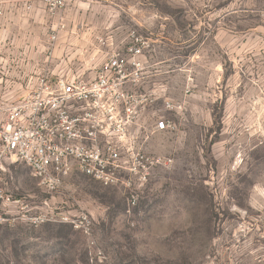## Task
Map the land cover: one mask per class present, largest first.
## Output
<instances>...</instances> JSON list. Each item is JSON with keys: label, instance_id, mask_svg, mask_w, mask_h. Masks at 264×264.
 <instances>
[{"label": "rangeland", "instance_id": "374dc122", "mask_svg": "<svg viewBox=\"0 0 264 264\" xmlns=\"http://www.w3.org/2000/svg\"><path fill=\"white\" fill-rule=\"evenodd\" d=\"M0 10V99L43 68L81 66L97 36L122 45L136 30L150 39L146 88L180 106L156 104L178 129L149 147L174 164L153 173L131 213L123 187L75 172L49 193L13 166L20 202L0 226V264H264V0H80L53 45L19 0ZM45 201L53 218H24ZM82 212L92 236L59 218Z\"/></svg>", "mask_w": 264, "mask_h": 264}, {"label": "built area", "instance_id": "2783aa9c", "mask_svg": "<svg viewBox=\"0 0 264 264\" xmlns=\"http://www.w3.org/2000/svg\"><path fill=\"white\" fill-rule=\"evenodd\" d=\"M78 1L19 0L27 14L37 4L44 11L51 45L70 31L69 16ZM92 49L85 51L89 58L81 66L43 68L0 99V226L19 207L10 180L18 163L29 166L49 193L63 189L75 172L106 187H123L130 213L153 173L173 166V157L149 147L153 135L178 129L156 104L162 101L169 113L180 108L163 97L162 89L146 88L150 39L136 30L122 45H116L112 36H97ZM45 205V213L38 216L31 205L24 218L36 225L53 218L47 201ZM59 218L93 235L88 213L73 217L62 213ZM94 244L93 240V248Z\"/></svg>", "mask_w": 264, "mask_h": 264}, {"label": "crops", "instance_id": "0c3cea01", "mask_svg": "<svg viewBox=\"0 0 264 264\" xmlns=\"http://www.w3.org/2000/svg\"><path fill=\"white\" fill-rule=\"evenodd\" d=\"M28 15L30 18H34L35 21H44L49 27V19L38 4L34 6V9Z\"/></svg>", "mask_w": 264, "mask_h": 264}]
</instances>
